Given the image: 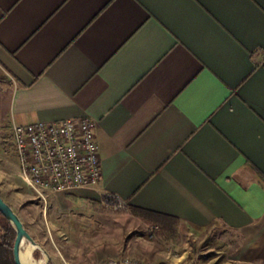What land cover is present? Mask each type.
Returning <instances> with one entry per match:
<instances>
[{
    "label": "crops",
    "instance_id": "1",
    "mask_svg": "<svg viewBox=\"0 0 264 264\" xmlns=\"http://www.w3.org/2000/svg\"><path fill=\"white\" fill-rule=\"evenodd\" d=\"M0 68V193L39 244L114 195L264 264V0H0ZM83 117L102 179L44 201L7 153L12 124ZM166 241L135 252L175 264Z\"/></svg>",
    "mask_w": 264,
    "mask_h": 264
},
{
    "label": "rangeland",
    "instance_id": "2",
    "mask_svg": "<svg viewBox=\"0 0 264 264\" xmlns=\"http://www.w3.org/2000/svg\"><path fill=\"white\" fill-rule=\"evenodd\" d=\"M0 79L9 80V76L1 68ZM9 146L11 148L7 153L10 154L9 156H14L15 147L13 150L11 143ZM14 161V163L17 162L16 159ZM3 189L9 197L10 193L7 191L9 189L6 187ZM34 195L31 194V196ZM32 202H37V199ZM30 203L26 205H34ZM76 209L86 213V218H78L74 221V225L77 224L75 230L63 227L61 228L64 231L63 235L54 234L52 239L50 237L45 239L44 229H37L42 234L38 236L43 240V244L40 245L46 248L50 255L48 264H63L56 246L62 251L67 249L66 251L72 256V258H66L69 264H98L110 258H140L144 261L135 252L144 238L160 241H165L167 238L166 244L173 250L171 256L175 257V264H243L234 258V247L237 242H232L233 236L215 229L204 234H189L186 230H180L177 223V231L167 234L160 228V224L152 223L148 219L140 220L132 214L131 210L97 205L94 206L95 211H91V206L84 204ZM34 215H37L35 218L37 222L39 211ZM82 224L83 227H81ZM35 233L37 234V231ZM94 254L102 255L103 259L93 257ZM33 256L40 260L45 257V254L41 248L36 247Z\"/></svg>",
    "mask_w": 264,
    "mask_h": 264
},
{
    "label": "built area",
    "instance_id": "3",
    "mask_svg": "<svg viewBox=\"0 0 264 264\" xmlns=\"http://www.w3.org/2000/svg\"><path fill=\"white\" fill-rule=\"evenodd\" d=\"M20 177L37 197L92 188L102 179L95 122L89 117L12 124ZM107 205L124 207L114 195ZM3 234L0 226V237ZM105 264H144L140 258H111Z\"/></svg>",
    "mask_w": 264,
    "mask_h": 264
},
{
    "label": "trees",
    "instance_id": "4",
    "mask_svg": "<svg viewBox=\"0 0 264 264\" xmlns=\"http://www.w3.org/2000/svg\"><path fill=\"white\" fill-rule=\"evenodd\" d=\"M2 80V79H0ZM105 202H113V198L109 195L104 197ZM136 215L148 219L150 222L160 224V228L167 234H173L177 231V220L170 216L152 212L148 210L134 209ZM0 226L2 227L3 234L0 237V264H15L13 256V247L16 238V231L8 220L0 212Z\"/></svg>",
    "mask_w": 264,
    "mask_h": 264
},
{
    "label": "water",
    "instance_id": "5",
    "mask_svg": "<svg viewBox=\"0 0 264 264\" xmlns=\"http://www.w3.org/2000/svg\"><path fill=\"white\" fill-rule=\"evenodd\" d=\"M0 212L16 231V238L13 247V256H14L15 264H23L21 258V251L24 244L26 243H31L35 247L41 248L47 258L45 264H48L50 258L48 252L30 234V232L27 230L26 226L24 225L23 221L21 220L20 216L13 209V207L4 200L1 193H0Z\"/></svg>",
    "mask_w": 264,
    "mask_h": 264
},
{
    "label": "bare ground",
    "instance_id": "6",
    "mask_svg": "<svg viewBox=\"0 0 264 264\" xmlns=\"http://www.w3.org/2000/svg\"><path fill=\"white\" fill-rule=\"evenodd\" d=\"M36 247L31 243L24 244L22 251H21V258L23 264H45L46 263V256L43 259L37 260L33 256L34 249Z\"/></svg>",
    "mask_w": 264,
    "mask_h": 264
}]
</instances>
